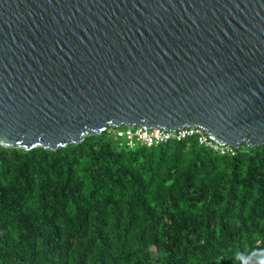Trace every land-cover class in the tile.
<instances>
[{"label":"water","instance_id":"obj_1","mask_svg":"<svg viewBox=\"0 0 264 264\" xmlns=\"http://www.w3.org/2000/svg\"><path fill=\"white\" fill-rule=\"evenodd\" d=\"M133 126L264 145V0H0V145Z\"/></svg>","mask_w":264,"mask_h":264},{"label":"trees","instance_id":"obj_2","mask_svg":"<svg viewBox=\"0 0 264 264\" xmlns=\"http://www.w3.org/2000/svg\"><path fill=\"white\" fill-rule=\"evenodd\" d=\"M115 130L0 145V264H264V145L130 147Z\"/></svg>","mask_w":264,"mask_h":264},{"label":"built area","instance_id":"obj_3","mask_svg":"<svg viewBox=\"0 0 264 264\" xmlns=\"http://www.w3.org/2000/svg\"><path fill=\"white\" fill-rule=\"evenodd\" d=\"M114 134L123 139L127 145L134 147L136 144L153 147L170 140L181 141L197 136L200 144L212 147L222 155L236 154V148L230 144H221L213 139L208 131L200 127H185L183 129H147L142 126L116 128Z\"/></svg>","mask_w":264,"mask_h":264}]
</instances>
